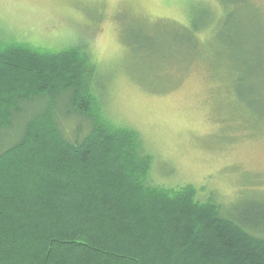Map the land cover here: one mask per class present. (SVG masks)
<instances>
[{
	"label": "trees",
	"instance_id": "obj_1",
	"mask_svg": "<svg viewBox=\"0 0 264 264\" xmlns=\"http://www.w3.org/2000/svg\"><path fill=\"white\" fill-rule=\"evenodd\" d=\"M235 1L241 0L218 1L225 17L220 32L211 31V45L196 36L212 30L198 7L181 32L194 39L187 60L203 54L239 117L241 105L264 112V58L251 60L255 53L247 47L264 42V25L262 35L247 40L232 21ZM258 21L249 22L251 32H258ZM212 50L238 58L242 72L220 59L215 66ZM178 56L175 50L157 59L164 64ZM95 75L83 46L51 52L0 39V130L27 115L20 139L0 151V264H264V238L247 230L256 227L198 200L191 184L167 188L148 181L152 158L137 131L102 112ZM55 113L86 120L85 136L65 139Z\"/></svg>",
	"mask_w": 264,
	"mask_h": 264
},
{
	"label": "rangeland",
	"instance_id": "obj_2",
	"mask_svg": "<svg viewBox=\"0 0 264 264\" xmlns=\"http://www.w3.org/2000/svg\"><path fill=\"white\" fill-rule=\"evenodd\" d=\"M218 1L0 0V39L51 52L83 46L95 61L102 112L113 124L137 131L152 158L148 181L167 188L191 184L198 200L213 201L224 216L256 227L247 230L264 238L263 109L255 113L240 104L244 109L237 117L229 89L210 74L203 54L188 60L185 55L194 39L181 26L188 27L198 7L199 16L202 12L212 21V30L196 33L206 42L224 22ZM247 1H235L232 21L249 40L262 35L264 0H250L256 13ZM211 10L222 17L215 19ZM253 19H259L258 32L250 31ZM255 45L247 44L255 53L251 60L257 56L261 61L264 42L256 39ZM175 50L180 52L176 60L159 63V53ZM222 55L212 50L215 66L220 59L231 72H242L238 58ZM243 59L248 61V54ZM160 65L167 69L158 70ZM61 97L55 102L61 103ZM55 114L64 122L65 139L85 136L86 120ZM26 117L17 115L11 127L0 130V151L20 139Z\"/></svg>",
	"mask_w": 264,
	"mask_h": 264
}]
</instances>
